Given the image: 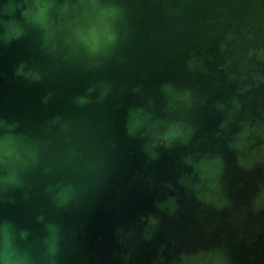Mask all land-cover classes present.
Listing matches in <instances>:
<instances>
[{"label": "water", "instance_id": "95a60500", "mask_svg": "<svg viewBox=\"0 0 264 264\" xmlns=\"http://www.w3.org/2000/svg\"><path fill=\"white\" fill-rule=\"evenodd\" d=\"M0 264H264V0H0Z\"/></svg>", "mask_w": 264, "mask_h": 264}]
</instances>
